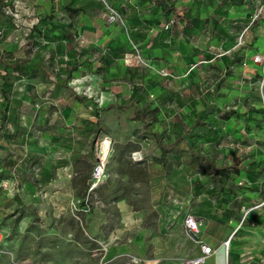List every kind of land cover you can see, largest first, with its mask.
Instances as JSON below:
<instances>
[{"label": "rangeland", "instance_id": "1", "mask_svg": "<svg viewBox=\"0 0 264 264\" xmlns=\"http://www.w3.org/2000/svg\"><path fill=\"white\" fill-rule=\"evenodd\" d=\"M46 1L0 6V264H184L188 212L224 241L257 231L238 228L251 241L228 264H264V0ZM163 204L184 242L159 228Z\"/></svg>", "mask_w": 264, "mask_h": 264}, {"label": "crops", "instance_id": "2", "mask_svg": "<svg viewBox=\"0 0 264 264\" xmlns=\"http://www.w3.org/2000/svg\"><path fill=\"white\" fill-rule=\"evenodd\" d=\"M5 1H7V0H0V6H4L5 5ZM37 1L42 2L44 7H45V5H47L49 3H50V7L52 5V3L50 1H48V2L46 0H37ZM66 6L73 7V4H69V2H67ZM41 7H43V6L41 5ZM45 11L46 10H44V12ZM72 113H73V110H69V111L65 112V115H64L65 116V118H64L65 122H63V123L66 125V128H69L70 126L74 125V122H72V120H74V118L70 119V116H71ZM61 121H63L62 118H61ZM85 122H86L85 119L81 122L82 127H84ZM58 125L55 128H60ZM35 145L37 147H40L37 144H35ZM67 146L68 145H64L63 143H61L60 140L52 142V147H53V149L56 150V152L61 150L62 152L65 153L66 157H68L67 158L68 161L66 163H64L65 165L60 167V171H59V167H58V171L56 172L57 175H58L57 181L58 182H62L61 186H63V188L58 190L57 193L54 194V196H53L54 198H56L57 206H64V207L66 206V204H68L69 200H71L75 196L74 195L75 191L72 188L71 180H70V177H69L71 174L68 172L69 168L71 167L72 161L70 160L71 159L70 158V155H71L70 153L71 152H70L69 147L67 148ZM153 167L154 168H152V169H154V170H152V173L154 171V178H155L158 175L159 168L155 167V166H153ZM13 195H14L13 194V190L11 188L9 189V188L5 187L4 190L2 189V191H0V202H4V201H7V200L11 199L12 198L11 196H13ZM123 205H126V204L125 203H121V208H122V211H124V217H125V213L127 212V210H129V211H131V210L128 208V205H126L127 206V210H124ZM57 211L58 212L60 211L59 207H57ZM176 212L177 211H172L170 209L169 205L163 204V210H162V218L163 219L160 220V223L158 224V226L161 229H169V230L172 229V236L173 237L176 236L179 242H184L185 232L183 230V227L181 226V221H182L181 218L182 217H180ZM131 213L133 215L132 211H131ZM133 217H134V215H133ZM125 222H126V219H125ZM135 222H136V219H135ZM29 224L30 223L28 222V220H24V221L20 222V228L21 229H26V228L29 227ZM41 225H43V224L41 223ZM127 225H129V224H127ZM238 225L239 224H237V222L233 224V226H235L237 231L231 238V243H230V248H229V252L228 253H227L226 247L224 245V239H222L221 235H217V234H214L213 232H209L207 230H203L202 229L203 225H202L201 232L198 235V238H199L198 240L199 241L197 240L198 243L195 244V245H197L198 249L195 251V256L194 257L199 256V255L202 254L201 244H200V241H201V242H204L206 244L211 245L214 248V250H215L212 254L207 256L206 261L203 264H208L207 262H209V261L211 262L210 264H228L230 252L233 253L234 255L238 254L243 247H239V248H236V247L239 246V245L247 247L245 245L249 244V242L251 241V240H246V239H243V238L239 239L238 235H237L238 232H239L238 228L239 229L240 228L244 229L246 231V234L257 232V231H254V230L249 231L243 225H242L243 227L242 226H238ZM51 227H52V229L54 231L53 233L58 234L57 227L53 226V225ZM4 228H6V226ZM256 228H258L260 230V226L256 227ZM125 229H127V227ZM71 234L72 233L70 231H68V235H71ZM114 235L116 237L115 239L119 238V236L116 235V233H114ZM114 235H112V237L110 238V241H113L112 238H114ZM200 235L202 236V238H200ZM1 239H2V241L5 240V239L2 238V231H0V241H1ZM259 242H257V243H259ZM8 243H9L8 241H3V244H2L3 249H6V250L9 249L8 246L10 244L8 245ZM253 243L254 244L256 243L255 240L252 242V244ZM232 246H233V248H232ZM184 264H186V263H184Z\"/></svg>", "mask_w": 264, "mask_h": 264}, {"label": "built area", "instance_id": "3", "mask_svg": "<svg viewBox=\"0 0 264 264\" xmlns=\"http://www.w3.org/2000/svg\"><path fill=\"white\" fill-rule=\"evenodd\" d=\"M263 13H264V3L261 4L260 7L257 8V10H255V12L252 15V20L253 21L258 20L260 18L261 14H263ZM242 39H243L242 36H240L239 37V44H241L243 42ZM138 153L139 152H134L133 157L137 158ZM106 163H107V160H105L101 156H99V160H98V162L94 168L93 174H92V179H93L92 187L93 188L97 187L99 185L100 181L103 179V175L105 174V170H106ZM183 224H184V226H185V228L189 234L199 235V233L201 232V227L203 225V221H202V219H200V218L196 217L195 215H193L192 213L188 212L184 216ZM230 243H231V236L226 241H224V245L226 247L227 253L229 252ZM200 244H201L202 254L199 256H196V257L188 258L185 262L186 264H203V263H205L207 256L212 254L215 251L214 248L209 244H206V243L201 242V241H200ZM19 264H28V262L26 260H21L19 262Z\"/></svg>", "mask_w": 264, "mask_h": 264}, {"label": "bare ground", "instance_id": "4", "mask_svg": "<svg viewBox=\"0 0 264 264\" xmlns=\"http://www.w3.org/2000/svg\"><path fill=\"white\" fill-rule=\"evenodd\" d=\"M103 144V150L105 151L104 152V155H103V158L104 159H107L108 158V156H109V154H108V152H107V149H109L108 148V146L106 145V144H104V142L102 143ZM239 226V225H238ZM237 226V227H238ZM241 226V225H240ZM263 230V232H264V228L262 229ZM236 231H237V229H236ZM236 231L231 235V238H232V236L236 233ZM240 236H242V235H240Z\"/></svg>", "mask_w": 264, "mask_h": 264}, {"label": "trees", "instance_id": "5", "mask_svg": "<svg viewBox=\"0 0 264 264\" xmlns=\"http://www.w3.org/2000/svg\"><path fill=\"white\" fill-rule=\"evenodd\" d=\"M69 9H71V10H73V11H76V10H78L79 8H69ZM168 14V10H164V15H167Z\"/></svg>", "mask_w": 264, "mask_h": 264}, {"label": "water", "instance_id": "6", "mask_svg": "<svg viewBox=\"0 0 264 264\" xmlns=\"http://www.w3.org/2000/svg\"><path fill=\"white\" fill-rule=\"evenodd\" d=\"M193 235H194L195 238H198V235H196V234H193Z\"/></svg>", "mask_w": 264, "mask_h": 264}]
</instances>
